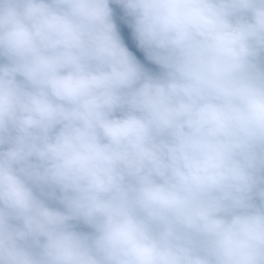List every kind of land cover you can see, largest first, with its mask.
Masks as SVG:
<instances>
[{
    "label": "clouds",
    "instance_id": "9594fccd",
    "mask_svg": "<svg viewBox=\"0 0 264 264\" xmlns=\"http://www.w3.org/2000/svg\"><path fill=\"white\" fill-rule=\"evenodd\" d=\"M0 264H264V0H0Z\"/></svg>",
    "mask_w": 264,
    "mask_h": 264
},
{
    "label": "trees",
    "instance_id": "16d2710c",
    "mask_svg": "<svg viewBox=\"0 0 264 264\" xmlns=\"http://www.w3.org/2000/svg\"><path fill=\"white\" fill-rule=\"evenodd\" d=\"M113 7H115V6L113 5Z\"/></svg>",
    "mask_w": 264,
    "mask_h": 264
}]
</instances>
